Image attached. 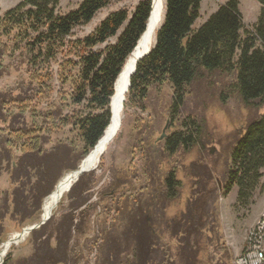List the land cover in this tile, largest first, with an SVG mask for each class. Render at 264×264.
<instances>
[{
    "label": "trees",
    "instance_id": "trees-1",
    "mask_svg": "<svg viewBox=\"0 0 264 264\" xmlns=\"http://www.w3.org/2000/svg\"><path fill=\"white\" fill-rule=\"evenodd\" d=\"M60 1L24 0L0 17V39L22 48L29 67L37 70L30 77V97L23 98L18 107L11 108L0 93V178L6 173L9 182L0 198V244L6 240L10 226L20 230L40 222L43 201L60 178L63 158L71 152L74 160L86 159L102 138L110 120L115 82L146 31L152 5L150 0H143L132 13L114 12L89 35L74 38L76 29L88 26L115 0H83L65 15L56 13ZM201 1H165L155 46L137 63L130 78L126 98L131 106L141 108L153 87H168L170 114L178 121L188 87L200 72L232 76L241 102L247 107L262 106L264 0H255L261 10L253 33L242 32L238 0H227L194 31ZM0 49L4 53L9 48L0 43ZM51 65L57 67L55 78ZM55 80L59 89H52ZM26 115L31 119L29 127L18 123ZM66 130L74 135L72 140L59 139L54 147L46 149L51 135L63 136ZM200 136V125L188 118V123L165 138L163 152L167 157L181 150L189 152ZM263 169L264 116H260L248 125L232 152L223 190L236 187V206L253 204L255 191L262 190ZM87 176L82 175L66 196L70 206L73 194ZM179 189L176 172L169 171L158 188L157 202L148 206L159 216L162 231L175 243L174 250L163 243L162 232L156 235L153 231L155 221L146 203L121 195L109 199L114 203L119 226L114 222L108 230L101 229L103 244L97 264H220L205 249L212 239L203 235L210 207H204L202 199L190 201L184 213L166 216V208L177 199ZM87 217L86 212L80 214L81 220ZM74 220V215L64 212L61 224L52 229L55 219L51 217L31 231L32 254L5 264H75L77 257L70 240L81 228L73 226ZM208 224L211 233L214 222ZM218 254H222V264H229L225 249Z\"/></svg>",
    "mask_w": 264,
    "mask_h": 264
},
{
    "label": "rangeland",
    "instance_id": "rangeland-1",
    "mask_svg": "<svg viewBox=\"0 0 264 264\" xmlns=\"http://www.w3.org/2000/svg\"><path fill=\"white\" fill-rule=\"evenodd\" d=\"M23 1L0 0V17ZM82 1L61 0L56 13L65 15L77 9ZM141 1L143 0L113 1L107 8L100 11L88 26L76 29L73 33L74 38L89 35L114 12L125 10L132 13ZM150 1L153 4V1ZM165 1L162 0L161 19L149 51L155 46L156 33L164 20ZM226 1L202 0L199 18L193 30L200 28ZM238 2L243 24L242 32L253 33L261 6L255 0H238ZM152 9L151 5V13ZM0 43L9 48L7 52H0V93L6 96L10 107L14 108L19 106L23 98L30 97L28 89H33L30 77L37 70L29 67L22 48L14 47L12 42L4 39H0ZM56 71L57 67L51 65L50 72L54 74V78ZM233 84L232 76L218 72H200L188 87L189 94L181 107L178 121H175L170 114L171 92L168 87H153L141 108L131 106L125 97L121 127L106 151L99 157L97 164L92 167L94 169L85 173L88 176L73 194V199L70 201L71 206L66 196L82 176L76 181L73 173L79 169L85 159L76 160L75 158L74 160L71 152L65 159L63 158L62 170L59 172L60 178L52 193L65 177L71 178V187L51 212V217L54 216L55 219L52 229L57 224H61L60 219L64 212L74 215L73 226L80 225L81 228V232L79 234L74 232L70 240V247L74 250L73 255L77 257L75 264H97L101 258L100 251H102L103 244V237L100 236L101 229L108 230L114 222H116V227L119 226V217L115 214L114 203L110 202V198L124 195L135 202L146 203V207L151 206L155 201L157 202L155 197H159L160 194L158 188L169 171L176 172L180 189L177 199L168 204L166 216L172 217L180 212L184 213L190 201L202 199V205L204 203V207H210L208 223L211 220L214 222L211 233L208 223L203 230L204 237L212 239V242L205 247L206 251L214 256L215 262L222 264L221 256H219L222 254L218 252L223 248L228 257L226 262L236 263L244 250L248 232L264 211V169L261 180L262 190L255 191L253 204L249 207L236 206V187L228 192H225L223 187L227 183V174L231 168L232 152L236 143L244 136L249 124L260 116H264V103L259 108L245 106ZM52 89H59L56 80ZM32 107L36 105L32 104ZM41 108L38 109L41 110ZM188 118L196 120L200 125L199 143L189 152L181 150L173 157H167L162 149L165 138L178 130L182 123H188ZM18 123L21 125L24 123L29 127L31 119L26 115L23 119H19ZM67 131L63 136L51 135L46 149L54 147L59 139L72 140L74 135ZM163 132L165 138L159 140ZM76 146L81 147L78 142ZM8 188V175L3 173L0 178V198ZM45 200L46 198L43 205ZM149 209L151 210L149 211L150 218L155 221L153 231L156 235L162 232L163 243L174 250L175 243L162 231L159 216L152 208L148 207ZM83 212L88 213V217L81 220L80 214ZM34 225L23 227L20 230L10 226L6 240L0 244V256L2 255L0 264H5L7 260L16 263L32 254L33 245L29 241L30 233L25 234L16 245L14 243L18 240L17 237L15 238L16 235Z\"/></svg>",
    "mask_w": 264,
    "mask_h": 264
},
{
    "label": "bare ground",
    "instance_id": "bare-ground-1",
    "mask_svg": "<svg viewBox=\"0 0 264 264\" xmlns=\"http://www.w3.org/2000/svg\"><path fill=\"white\" fill-rule=\"evenodd\" d=\"M162 14V0H153V9L151 13V17L149 18L146 31L144 35L141 37L136 49L130 55L125 63V67L120 73L113 97L110 101V110H111V119L110 122L102 136L101 142L99 145L88 155V157L83 162V168L87 170H92L107 147L110 145L116 134L118 133L121 122H122V114L123 107L125 103V97L128 90V84L130 75L132 74L135 65L139 58L149 51L156 28L159 24L160 17ZM91 168V169H89ZM75 179V176H74ZM71 186V178L65 177L61 180L59 185L56 187L54 192L45 200L43 205V217L47 218L52 210L55 208L59 200L62 198L64 193L70 189ZM17 235L15 236V238ZM12 243V242H11ZM12 245V244H11ZM9 245V247L11 246ZM2 257V255L0 256Z\"/></svg>",
    "mask_w": 264,
    "mask_h": 264
},
{
    "label": "built area",
    "instance_id": "built-area-1",
    "mask_svg": "<svg viewBox=\"0 0 264 264\" xmlns=\"http://www.w3.org/2000/svg\"><path fill=\"white\" fill-rule=\"evenodd\" d=\"M235 264H264V211L248 232L244 250Z\"/></svg>",
    "mask_w": 264,
    "mask_h": 264
},
{
    "label": "water",
    "instance_id": "water-1",
    "mask_svg": "<svg viewBox=\"0 0 264 264\" xmlns=\"http://www.w3.org/2000/svg\"><path fill=\"white\" fill-rule=\"evenodd\" d=\"M153 1V0H152ZM152 7H153V4H152ZM150 53V51H147V53H145V54H143L140 58H139V60L137 61V63L139 62V61H141L143 58H145L148 54ZM137 63H136V65H137ZM136 65H135V68H134V70H133V72H132V74L130 75V78H131V76L135 73V70H136ZM124 67H125V65H124ZM124 67H123V69H124ZM122 69V70H123ZM122 72V71H121ZM119 77V76H118ZM117 80H118V78H117ZM117 80H116V82H115V86H116V83H117ZM115 86H114V92H115ZM129 87H130V79H129V84H128V89H129ZM127 92H128V90H127ZM110 108V107H109ZM110 115H111V110H110ZM110 119H111V117H110ZM106 130V129H105ZM105 132V131H104ZM104 134V133H103ZM165 138V134H164V132H163V134H162V136L160 137V139L159 140H162V139H164ZM102 139V138H101ZM101 139L97 142V144H96V146L94 147V149L99 145V143L101 142ZM84 162V161H83ZM83 162H82V164L80 165V167H79V169L76 171V172H74L73 174H74V176H75V178H76V181L78 180V178L81 176V175H83V174H85V173H88V172H90V171H92V170H87V169H84L83 168ZM71 187V186H70ZM47 199V198H46ZM51 216H52V213L47 217V218H44L43 216L41 217V220H40V222L38 223V224H35L34 226H32V227H30V228H26V229H24L20 234H18L17 235V242L16 243H14V245H16L17 243H18V241L19 240H21L23 237H24V235L25 234H29V233H31V231H33V230H36V229H38V228H40L42 225H44L50 218H51Z\"/></svg>",
    "mask_w": 264,
    "mask_h": 264
}]
</instances>
